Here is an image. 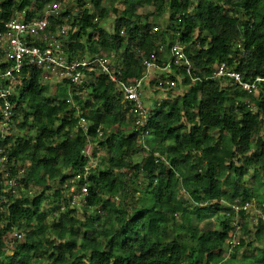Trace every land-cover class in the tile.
<instances>
[{
  "label": "trees",
  "instance_id": "trees-1",
  "mask_svg": "<svg viewBox=\"0 0 264 264\" xmlns=\"http://www.w3.org/2000/svg\"><path fill=\"white\" fill-rule=\"evenodd\" d=\"M54 1L0 0V30L18 12L33 19ZM110 18L113 32L104 27ZM65 22L72 26V59L115 54L121 77L139 79L142 58L163 46L165 64L179 39L202 80L185 76L189 91L154 105L145 148L134 114L106 74L91 73L86 96H74L77 107L50 95L45 70L26 63L12 97L8 142L10 158L27 169L21 196L0 216V264H264V246L244 236L226 259L230 234L249 233L247 204L263 214L254 235L264 240V117L248 103L264 109V87L256 97L231 81L206 78L220 62L246 81L264 77V0H69L52 18L53 31ZM78 111L90 122L88 134L76 131ZM91 161L100 167L85 179L89 194L73 204L68 194L78 183L70 180ZM233 204L242 207L240 230ZM80 211L89 215L84 221L74 216ZM99 217L107 225H98ZM14 226L26 237L8 254L2 235ZM249 246L252 252L239 257Z\"/></svg>",
  "mask_w": 264,
  "mask_h": 264
},
{
  "label": "built area",
  "instance_id": "built-area-1",
  "mask_svg": "<svg viewBox=\"0 0 264 264\" xmlns=\"http://www.w3.org/2000/svg\"><path fill=\"white\" fill-rule=\"evenodd\" d=\"M68 1H54L48 5L44 13H40L33 19H23L18 12L19 16L7 21L4 29L0 30V216L8 212L7 209L12 204V198L18 197L24 187L22 179L25 176L27 164H22L20 161L17 165L16 161L10 158L11 144L8 142V137L13 132L11 124L15 117V105L12 97L18 93L19 74L26 63L43 68L45 79L55 78L66 83L70 88L69 92L74 91L71 98L74 106H77L74 101L75 95H80L82 98L86 96L87 88L84 84L91 82V73L106 74L108 79L116 85L117 90L122 93L123 101L129 102L130 111L136 118L135 124L138 129L143 130V138L147 135L145 127L150 120V109L146 106L143 95V88L148 78L151 79L149 83L155 82L154 90L162 89L165 85L166 87L174 85L175 80L172 78L178 74L187 75L194 82L202 80L200 76L194 75V63L187 56L185 47L179 39L171 45L169 59L165 64L159 63L164 51L163 46L160 47L158 54L144 57L142 63L145 75L139 79L125 80L121 77L122 65L111 60L115 54H111L110 57L108 54H95L83 58H70L66 49L70 43L69 36L72 26L65 22L58 24L55 32L52 29V18L64 11V6ZM238 46L244 51L241 44ZM5 63L10 65L2 66ZM183 70L184 72H182ZM206 78L222 79L224 85L227 84L226 79L232 80L233 85L241 87L249 95L257 94L261 87H264V77L245 81L238 70L229 68L225 62H220L214 68L211 76ZM164 97L166 98V96ZM251 109L255 112L258 111L257 106H252ZM261 113H264L263 109ZM78 116L76 131L88 133L89 121L79 111ZM90 146L91 144L84 150L86 156H88L87 150ZM158 156L160 155L158 154ZM93 166L94 164L90 163L85 167L83 174L79 173L76 178L70 180V182L78 183L71 187L73 193L68 194L71 196L73 204L79 205L86 201L89 184L85 179ZM77 188H79L78 191ZM250 206L247 204L243 209L246 210ZM232 207L237 215L234 225L237 230H240L243 220L238 215L242 207L239 204H233ZM2 219L0 217V223L3 222ZM25 237V231L14 226L2 235V240L5 247L12 248L16 243L23 242ZM239 243V235L231 233L228 239L229 255Z\"/></svg>",
  "mask_w": 264,
  "mask_h": 264
},
{
  "label": "rangeland",
  "instance_id": "rangeland-1",
  "mask_svg": "<svg viewBox=\"0 0 264 264\" xmlns=\"http://www.w3.org/2000/svg\"><path fill=\"white\" fill-rule=\"evenodd\" d=\"M20 16H21V14H20ZM114 23L115 22L112 21V18H110L109 20H107L105 22L104 27L109 32H113ZM100 51H102V50H100ZM100 53L106 54L103 51L100 52ZM111 60L114 63H118L119 62V58L116 55L113 58H111ZM174 79H176L174 85H172L170 87H166V85H165L162 89H155V91L153 90V88H155L153 86L155 84V82H151V84H148V85L144 86V88H145L144 100H145L146 106L150 107V109H151L152 107H154V105L156 103L159 104L161 102V100H165L164 96L170 98L171 100H174L175 98L181 96L182 94H184L185 92L190 90V88H191L190 85H186V84L183 83L182 74H178L176 76L174 75ZM43 81H44L45 84H48L50 86L49 93L52 96H54V95L61 96V98H63V99L71 100L72 96L74 95V91L71 90L69 92V90H70L69 86L65 85V83L63 81L57 80L55 78H48V79L44 78ZM256 96H258V94H256ZM158 97L162 98V99L160 101L156 100V98H158ZM109 129L113 130V131H116L117 128L110 127ZM150 137L152 138L153 136H150ZM138 143L140 145H142L141 139L139 140ZM99 148H101V147H99ZM92 151H93V146L91 145L88 148V150H87L88 156H90L92 154ZM104 154H105V150L104 149H100L99 150V155L101 156V158L104 156ZM91 163L94 164V166H95L94 168L100 167L98 161H91ZM55 182L56 183L58 182L57 177L55 178ZM31 188H33L32 189L33 193H36L37 190H38L37 186H33ZM54 189H56V187L52 188L50 192H54L53 191ZM34 196L35 195L32 194V197H34ZM18 197H20V193H19ZM262 215L263 214H262L261 210L256 205L250 206L249 216L247 218V223L249 225V233H247V235H245V234L243 235L244 232L242 231L240 233V235H239V238L244 236L246 238L247 242H251L252 243L253 247L264 246V240L262 242H261V240H259V242H258V240L256 239V235H254L255 230H256V224L258 223L259 217L262 216ZM74 216L76 218L84 221L86 216H89V215L84 213V212H82V211H80L79 213L74 214ZM97 222L99 223L98 225H107V221L103 217H101V218L99 217ZM251 238H252V240H251ZM243 252H244V254H249L250 252H252L251 251V247L249 246L246 249L242 248L240 250L239 257L243 254ZM13 253H14V251L10 250V254H13ZM46 260H47V254L46 255L44 254L43 255V259H42V263H47Z\"/></svg>",
  "mask_w": 264,
  "mask_h": 264
},
{
  "label": "clouds",
  "instance_id": "clouds-1",
  "mask_svg": "<svg viewBox=\"0 0 264 264\" xmlns=\"http://www.w3.org/2000/svg\"><path fill=\"white\" fill-rule=\"evenodd\" d=\"M20 13V12H19ZM21 14V13H20ZM104 52V51H103ZM106 54H108L107 52H105ZM97 54H102V53H97ZM95 55V54H94ZM109 55V57L111 56V54H108ZM91 56V55H90ZM143 59H144V57L142 58V62H143ZM119 63H120V60H119ZM121 64V63H120ZM142 65H143V63H142ZM122 67H123V65H122ZM195 68V67H194ZM122 71H124V67H123V70ZM145 75V68H144V73H143V76ZM142 76V77H143ZM182 76H183V78L185 77V76H187V75H184V74H182ZM141 77V78H142ZM189 77V76H188ZM242 77H243V75H242ZM123 78V77H122ZM125 80H127V79H125ZM150 78H148L147 80H146V84H145V86L146 85H148V84H151V83H149L150 82ZM243 80H245L244 78H243ZM229 81H231L232 82V80H227V84L226 85H224V86H228L229 85ZM246 81V80H245ZM231 85L232 86H236V85H233V82L231 83ZM116 86V85H115ZM152 86V85H151ZM238 88H240L241 89V87H239V86H237ZM154 90V89H153ZM242 90V89H241ZM155 91V90H154ZM243 91V90H242ZM260 92V91H259ZM259 92L257 93L258 95H259ZM145 94V88H143V95ZM249 95V94H248ZM252 95V94H251ZM255 96H256V94H254ZM257 97V96H256ZM159 98V97H158ZM156 98V100H161L162 98ZM167 98V97H166ZM165 98V99H166ZM161 102H162V100H161ZM160 102V103H161ZM122 103H124V104H127L128 105V109H129V112L130 113H132L131 111H130V107H129V102H125V101H123V98H122ZM248 103H249V107H250V109H251V107L252 106H256V105H254L253 103H250V101H248ZM157 104V103H156ZM258 107V106H257ZM153 108V107H152ZM151 108V109H152ZM149 109H150V107H149ZM150 109V110H151ZM252 110V109H251ZM262 110V109H261ZM261 110H259V107H258V111H260V113H261ZM264 110V109H263ZM253 111V110H252ZM253 112H255V111H253ZM261 115L264 117V113H261ZM135 116V115H134ZM136 119V118H135ZM88 120V119H87ZM89 121V120H88ZM134 123H135V121H134ZM89 124H90V122H89ZM135 127H136V129L140 132V138L139 139H141V143H142V145L145 147V148H147L146 146H147V143H146V141H147V139H148V137H150L149 136V131L146 129V127H145V130H147V135L143 138V136L142 135H144V133H143V130L142 129H138L137 128V126H136V124H135ZM90 130V129H89ZM82 133H84V132H82ZM89 133V132H88ZM88 133H84V134H88ZM91 144V143H90ZM89 144V145H90ZM92 146H93V144H91ZM88 147V146H87ZM93 148H94V146H93ZM90 164V163H89ZM88 164V165H89ZM92 164V163H91ZM86 167V166H85ZM95 166H93L92 168H94ZM90 191V190H89ZM69 197H71V196H69ZM228 239H229V237H228ZM228 239H227V241H226V247H227V256H226V259H228V258H230L231 256H232V254H233V252H234V250L239 246V245H237L235 248H234V250H233V252L229 255V246H228ZM240 244V243H239ZM6 248V250H7V253L8 254H10V250H12L13 251V248H7V247H5ZM229 255V256H228Z\"/></svg>",
  "mask_w": 264,
  "mask_h": 264
}]
</instances>
